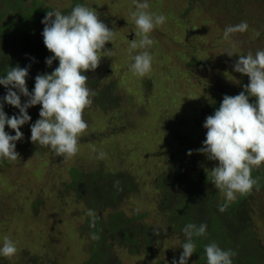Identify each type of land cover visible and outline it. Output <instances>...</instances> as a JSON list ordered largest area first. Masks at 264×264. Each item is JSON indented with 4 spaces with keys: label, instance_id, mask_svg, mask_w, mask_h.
<instances>
[{
    "label": "rangeland",
    "instance_id": "obj_1",
    "mask_svg": "<svg viewBox=\"0 0 264 264\" xmlns=\"http://www.w3.org/2000/svg\"><path fill=\"white\" fill-rule=\"evenodd\" d=\"M200 1L201 4L195 0H149L148 10L164 14L167 19L150 34L153 45L148 51L152 55V71L144 77L130 71L132 57L143 51L130 48L131 41L140 39L130 15L135 10L133 0L44 1L49 11L59 10L64 14L77 3L94 8L99 19L116 31L113 44L109 42L105 46L114 50L113 55L101 59L90 88H95L97 93L107 88L113 101L102 107L92 100L84 111L88 128L79 138V150L67 160L49 146H39L30 140L31 125L40 118L41 106L36 105L28 112L31 120L22 127L23 139L17 142L19 158L10 162L8 172L0 174V243L7 236L18 248L14 257L5 258L8 264H29L33 256L47 264H83L89 259V242L82 231L87 207L79 203L76 190L68 188L72 169L87 174L98 170L106 173L125 170L134 174L140 185L139 193L126 200L122 208L129 216L146 214L144 222L163 232V242L154 243L153 256L132 255L115 245L114 256L107 264H113L116 259L119 264L179 261L183 243L164 230L156 212L160 197L155 180L171 165L173 155L182 157L178 161L180 167L192 163L196 170L211 177L210 171L218 162L196 151L203 146L207 131L203 123L210 116L203 108L215 101L221 103L225 95L210 86H214L217 77L218 82L232 90L240 75L234 71L239 55L264 50V42L259 41V36L264 37V23L256 22L255 18L264 21V7L258 8L257 14L253 12L257 5L264 6L263 1L247 0L243 9L239 8L241 13L232 14L234 18L231 13L210 14L204 10L203 0ZM0 15L7 23L15 20L12 7L4 2L0 3ZM246 17L248 30L235 34L231 42L225 41V27ZM11 23L7 26H13ZM42 32L35 33L38 39L42 38ZM3 47L4 38L0 40V49ZM229 50L233 52L231 57L226 54ZM193 59L200 63L214 62L208 67L213 77L203 68H191L189 62ZM189 150L191 156L187 154ZM100 152L105 153L102 159L98 158ZM213 190L224 199L218 189ZM263 197L264 191L256 192L257 201ZM35 203H41L37 212Z\"/></svg>",
    "mask_w": 264,
    "mask_h": 264
},
{
    "label": "clouds",
    "instance_id": "obj_2",
    "mask_svg": "<svg viewBox=\"0 0 264 264\" xmlns=\"http://www.w3.org/2000/svg\"><path fill=\"white\" fill-rule=\"evenodd\" d=\"M135 10L130 12L140 39L130 42L131 49H142L132 59L130 71L144 77L152 71V55L148 51L153 45L150 34L166 22L164 14L149 11V0H133ZM44 25L43 43L53 55L45 63L51 66L58 60V66L49 74L34 76L29 84L27 77L30 66L10 67L0 75V161L14 162L19 156L16 144L23 139L20 129L30 122L28 112L40 105L39 119L31 125L30 140L39 146H49L65 160L75 156L79 150V138L88 128L83 118L84 111L92 104L95 94L88 84H93L85 73L94 71L103 57H111L114 50L105 46L113 44L116 31L110 30L98 17L94 8L82 3L75 4L67 14L50 10L42 17ZM249 25L241 21L228 25L223 30V39L232 40L238 33H245ZM226 54L231 57L232 51ZM5 69V66H4ZM3 69V70H4ZM234 71L250 78L245 91L235 96L225 95L219 108L203 123L206 138L203 146L196 151L208 160L217 161L218 166L211 172L212 184L224 196L225 202L218 205L223 213L228 202L234 201L237 194L251 192L259 187L251 175L254 167L264 164V50L239 55ZM96 82V81H94ZM247 93V94H246ZM249 96L256 102L250 103ZM10 111L19 114L9 117L4 104ZM15 131L10 135L5 128ZM191 156L192 150L187 153ZM105 153L100 152L102 159ZM88 215H93L91 210ZM184 242L179 261L171 264H188L195 251L194 237L206 235L207 224L188 223L182 229ZM159 235V232L156 233ZM18 251L16 243L5 236L0 243V257L12 258ZM207 264H233L236 255L231 249H222L211 242L204 247Z\"/></svg>",
    "mask_w": 264,
    "mask_h": 264
},
{
    "label": "trees",
    "instance_id": "obj_3",
    "mask_svg": "<svg viewBox=\"0 0 264 264\" xmlns=\"http://www.w3.org/2000/svg\"><path fill=\"white\" fill-rule=\"evenodd\" d=\"M44 1L0 0V3L4 2L12 7V15L15 17L12 23H7L0 15V40L4 38L5 43L1 51L3 57L8 59L5 61L8 66H5L4 70H1L0 66V75L6 74L10 67L30 66L28 76L34 78L39 74L50 73L58 66V60L51 66L46 65V58L53 54L44 45L43 37L38 39L35 34L38 30L43 31L42 17L49 10L44 7ZM195 2L201 4L199 0ZM202 3L206 5L204 10H209L210 14L231 13L234 18L232 14L241 13L239 8L243 9L242 6L247 4V0H203ZM224 7L229 8L230 11L225 12ZM261 7L264 6L257 5L253 8V12L259 13L258 8ZM190 9L191 6L184 11V14H188ZM255 18L256 22L264 23L256 16ZM247 20L246 17L244 21ZM9 23L13 26L8 27ZM259 41L264 42V37L259 36ZM213 63L208 61L200 63L199 60L193 59L189 62V66L203 68L209 77H213L208 69L210 65H214ZM214 78H216L215 84L210 87L228 96H235L245 91L250 82L249 77L240 73L231 90L226 88L225 84L218 82L219 78ZM88 84L92 88L90 81ZM93 92L95 94L92 100L99 106L106 107L113 101L111 92L107 88L98 93L93 88ZM5 94L6 90L0 93V96L3 97ZM249 102L255 103L256 98L249 96ZM219 106L220 102L215 101L211 106H205L203 111L207 115H213ZM4 111L9 117L19 114L18 109L14 112L10 111L7 103L4 104ZM5 131L15 135V131L10 128L6 127ZM20 131L23 133L22 128ZM19 147L20 143H17L16 150ZM180 159L182 157L173 155L171 165L155 180V189L160 197L156 212L163 221L164 230L176 235L182 243L185 239L182 229L186 224H207L206 235L193 238L196 247L188 264H207L204 247L211 242L217 243L222 249L234 251L236 255L232 257L233 264H264V197L261 201L255 198L256 192L264 191V164L254 167L251 172L252 177L258 182V189L254 187L251 192L241 194L236 201L228 202L226 210L221 213L218 211V205L223 204L225 198L220 199L219 192L213 190L215 188L212 177H207L205 173L196 170L192 163L180 167L178 163ZM10 164L6 160L0 161V174L8 172ZM11 173L12 171L8 175L9 178ZM70 176L71 182L68 188L75 189L79 203L85 204L93 213L91 216L88 215L87 208L83 213L87 219L82 231L89 242V259L83 264H107L110 257L114 256L115 245L132 255L155 254L154 243L163 242V232L153 224L144 222L146 214L136 213L134 216H129L122 208L126 200L139 193L140 185L134 174L125 170L107 173L98 170L87 174L79 169H72ZM40 204H34L35 212L39 210ZM108 210L109 212L103 215ZM157 232L159 235L156 234ZM116 262L114 261L113 264H119L117 259ZM0 264H8V260L0 257ZM29 264L47 263L33 256Z\"/></svg>",
    "mask_w": 264,
    "mask_h": 264
},
{
    "label": "flooded vegetation",
    "instance_id": "obj_4",
    "mask_svg": "<svg viewBox=\"0 0 264 264\" xmlns=\"http://www.w3.org/2000/svg\"><path fill=\"white\" fill-rule=\"evenodd\" d=\"M49 11V10H48ZM47 11V12H48ZM46 12V13H47ZM46 13L44 14V18H45V16H46ZM0 61H2V64H0V66H8V64L5 62V61H8V59H6V58H4L3 57V54H2V51H1V49H0ZM52 72V71H51ZM50 72V73H51ZM93 71H89V72H87V73H85V75H87L90 79L91 78H93V80H95L96 79V74L95 73H92ZM49 73V74H50ZM95 78V79H94ZM100 79H98V81H99ZM27 82L29 83V84H32L33 82H34V79H33V77H30V76H28L27 77Z\"/></svg>",
    "mask_w": 264,
    "mask_h": 264
}]
</instances>
